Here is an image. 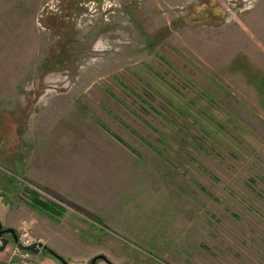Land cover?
<instances>
[{
    "label": "rangeland",
    "instance_id": "1",
    "mask_svg": "<svg viewBox=\"0 0 264 264\" xmlns=\"http://www.w3.org/2000/svg\"><path fill=\"white\" fill-rule=\"evenodd\" d=\"M249 72L264 78V0H0L8 171L35 146V172L50 163L54 188L81 194L108 234L95 264H264ZM23 184L16 199L54 210Z\"/></svg>",
    "mask_w": 264,
    "mask_h": 264
},
{
    "label": "crops",
    "instance_id": "2",
    "mask_svg": "<svg viewBox=\"0 0 264 264\" xmlns=\"http://www.w3.org/2000/svg\"><path fill=\"white\" fill-rule=\"evenodd\" d=\"M6 140L8 143L7 136ZM33 143L35 142L31 140V145H33ZM3 146L4 148L2 145L0 146V154L3 157H0V225L3 229L11 228L16 230L19 226H24L29 230L33 242L42 246L38 248L37 253L31 254L32 264H62L52 256L48 250H52L63 257L68 264H89L94 256L103 255V239L106 237L105 235L108 234L104 233L97 222L95 223L91 220L89 221L90 223H88L82 220L83 214L76 209L78 206L80 208H85V206H81V204L86 201L81 198V194L77 196L76 192L75 194L69 192V190L65 189V186H60L59 189H55L52 184V180L55 178L50 175H44L46 171H54L50 163H44L43 167L39 169V173L35 172L34 165L37 148L35 146L31 148L30 157L27 161L30 165V170L26 164L23 165L24 154L19 160L16 157L17 161H15L14 164L16 165V163H19V169L11 174L7 168V144L5 143ZM37 153L41 154L40 147ZM20 154H22L21 151ZM9 182L14 184H10L9 187ZM24 182L31 183L34 187L45 192L48 191L50 194L49 198H52V200L56 201L59 205L54 204V210L48 209L45 211L35 205V203L29 204L28 202L25 203L23 199H16L18 196L24 198L22 194ZM13 185L15 186L14 188L12 187ZM62 197H64L68 203H75V205L70 204L74 208L59 202L63 201ZM94 197H97L95 201H98V204H102V202L105 201L102 199L101 195H94ZM98 198H101V200ZM62 206L66 207V209H62ZM57 207L61 208V211L57 209ZM57 212L60 213L57 214ZM93 212L96 213V215H100L97 213H102V211L97 210ZM55 213L57 215H55ZM97 218L102 219V216H97ZM102 220L105 221L106 219ZM88 228L93 229L95 236L89 234L90 231H88ZM5 237L9 238L10 242L0 253V264L6 263L14 246L11 236L7 234Z\"/></svg>",
    "mask_w": 264,
    "mask_h": 264
},
{
    "label": "water",
    "instance_id": "3",
    "mask_svg": "<svg viewBox=\"0 0 264 264\" xmlns=\"http://www.w3.org/2000/svg\"><path fill=\"white\" fill-rule=\"evenodd\" d=\"M7 234L11 236L13 242L16 243V241H17V236H16V232L14 229H11V228L3 229L2 226L0 225V252H2L4 250V248L6 247V245L9 243V239L5 237V235H7ZM39 247H42V246L40 244L35 243V242L28 245V246H18V248L20 250L29 251L31 253H37ZM48 252L52 256H54L57 260H59L62 264H68V262L63 257L57 255L56 253H54L51 250H48ZM97 259H102V260L108 262L104 255H97L90 260V264H95Z\"/></svg>",
    "mask_w": 264,
    "mask_h": 264
},
{
    "label": "built area",
    "instance_id": "4",
    "mask_svg": "<svg viewBox=\"0 0 264 264\" xmlns=\"http://www.w3.org/2000/svg\"><path fill=\"white\" fill-rule=\"evenodd\" d=\"M31 243L32 238L30 237L27 229L21 227L17 232V245L28 246ZM17 245L14 244L6 264H32L30 254L28 252L21 251Z\"/></svg>",
    "mask_w": 264,
    "mask_h": 264
},
{
    "label": "trees",
    "instance_id": "5",
    "mask_svg": "<svg viewBox=\"0 0 264 264\" xmlns=\"http://www.w3.org/2000/svg\"><path fill=\"white\" fill-rule=\"evenodd\" d=\"M248 76L250 75V78H252L250 81L252 83L253 86L259 87V89L262 91L263 90V85H264V78L257 72L255 73H251L249 72V74H247ZM124 147H126L125 145H123ZM132 151V149H131ZM134 152V151H133Z\"/></svg>",
    "mask_w": 264,
    "mask_h": 264
}]
</instances>
